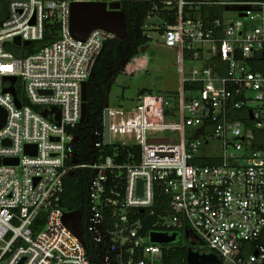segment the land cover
<instances>
[{"label": "built area", "instance_id": "obj_1", "mask_svg": "<svg viewBox=\"0 0 264 264\" xmlns=\"http://www.w3.org/2000/svg\"><path fill=\"white\" fill-rule=\"evenodd\" d=\"M122 1L0 0V264H189L168 263L164 248L175 243H152L151 233H188L190 248L214 264H264V0H145L161 4L144 27L156 20L163 46L177 53L180 88L160 114L148 93L107 108L109 143L104 122L88 152L77 133L83 86L105 43L121 38L98 29L76 39L70 6ZM55 20L56 41L14 54ZM76 173L86 175V201L68 210L65 181ZM157 196L169 198L159 213ZM74 214L80 236L65 223ZM148 218L162 230L146 232Z\"/></svg>", "mask_w": 264, "mask_h": 264}, {"label": "trees", "instance_id": "obj_2", "mask_svg": "<svg viewBox=\"0 0 264 264\" xmlns=\"http://www.w3.org/2000/svg\"><path fill=\"white\" fill-rule=\"evenodd\" d=\"M73 1V0H69ZM161 4L159 2L145 1V0H124L121 2V10L125 13L127 18V38L119 41L107 42L98 57L93 73L87 82V116L86 121L80 124L77 133L82 136L84 151L89 152V147L92 143V135L97 130L103 131L105 122V111L107 109V92L109 85L112 83L114 74L121 73L122 66L125 62L132 61L140 53L142 48L151 43V38L147 34L144 27L145 20L151 15L155 14L154 5ZM217 9V8H216ZM204 11L215 12L220 15L222 10L210 7H203ZM163 20L172 23L175 17H165L161 15ZM60 24L55 20L47 23L45 38L39 42H33L29 46L20 49L12 47L11 50L17 57H25L36 53L45 46L52 44L59 37ZM151 93L147 90L139 91L138 95ZM110 153H112L110 151ZM85 174L76 173L72 177H67L65 181V199L63 206L68 210L82 209L86 201V188L88 182L85 180ZM169 198L165 196H157L156 206L157 212L162 211L161 204H167ZM84 209V208H83ZM155 219L148 218L144 221V229L146 232L150 230H162L161 227H153ZM168 250H167V249ZM168 258L167 262L182 263L186 262L189 244L183 241L177 244H171L165 247Z\"/></svg>", "mask_w": 264, "mask_h": 264}, {"label": "rangeland", "instance_id": "obj_3", "mask_svg": "<svg viewBox=\"0 0 264 264\" xmlns=\"http://www.w3.org/2000/svg\"><path fill=\"white\" fill-rule=\"evenodd\" d=\"M203 1L208 3H227L237 0H186ZM227 11L228 19L234 20L239 15L237 10H227L228 7H220ZM156 20L146 21L147 33L153 37V42L145 46L144 53H140L135 59L125 62L121 73L113 75L112 83L107 92V108L113 109L119 106H133L137 100L139 91H150L152 98L147 103L153 107L156 114H160L164 101L168 96L180 88V75L175 67L178 55L175 51L164 47V42L157 30ZM156 122V121H154ZM218 145L211 144L207 149H216ZM221 151L218 149L217 154ZM185 244L190 241H183ZM191 245V244H189Z\"/></svg>", "mask_w": 264, "mask_h": 264}, {"label": "water", "instance_id": "obj_4", "mask_svg": "<svg viewBox=\"0 0 264 264\" xmlns=\"http://www.w3.org/2000/svg\"><path fill=\"white\" fill-rule=\"evenodd\" d=\"M104 30L109 33L118 35L122 40L127 38V18L125 13L121 10V2L111 3L106 5V3L100 2H73L70 6V30L72 35L78 40H86L88 36L95 30ZM14 43L17 46H21L22 42L20 38L15 39ZM30 42H25L24 46H29ZM145 49V48H144ZM142 49V53H144ZM10 80L14 85L16 78H6ZM5 92H11L15 98L16 93L14 87L6 89ZM87 85L83 86V120L87 114ZM17 104L19 105L18 100L16 99ZM20 106V105H19ZM46 116V114H45ZM6 111L0 107V129H2L6 122ZM60 119L59 116L57 118ZM105 141L106 144L109 143V112H105ZM34 149V154L36 147L35 146H26V153L32 152ZM7 165H17L18 160L7 159L5 161ZM142 183L140 182V185ZM65 223L67 226L78 236L79 227H78V215H69L65 218ZM189 237V234L187 233ZM178 235L175 233L169 235L166 233H151L150 239L152 243L156 244H171L176 242ZM187 262L189 264H214L218 263V259L214 255H200L197 252H194L192 248L188 249Z\"/></svg>", "mask_w": 264, "mask_h": 264}, {"label": "flooded vegetation", "instance_id": "obj_5", "mask_svg": "<svg viewBox=\"0 0 264 264\" xmlns=\"http://www.w3.org/2000/svg\"><path fill=\"white\" fill-rule=\"evenodd\" d=\"M186 239H188V240L190 241L189 244H191V240H190V238L187 236V234H184V235H181L180 237H178L177 240H176V242H174V243L177 244V243H179V242H181V241H184V240H186ZM187 243H188V242H187ZM190 246H191V245H189V248H190Z\"/></svg>", "mask_w": 264, "mask_h": 264}]
</instances>
